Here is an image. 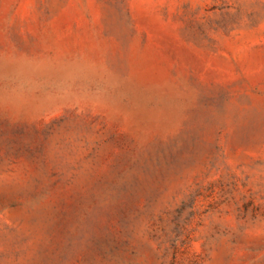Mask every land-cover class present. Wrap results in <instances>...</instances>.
<instances>
[{
	"label": "rangeland",
	"instance_id": "rangeland-1",
	"mask_svg": "<svg viewBox=\"0 0 264 264\" xmlns=\"http://www.w3.org/2000/svg\"><path fill=\"white\" fill-rule=\"evenodd\" d=\"M0 264H264V0H0Z\"/></svg>",
	"mask_w": 264,
	"mask_h": 264
}]
</instances>
